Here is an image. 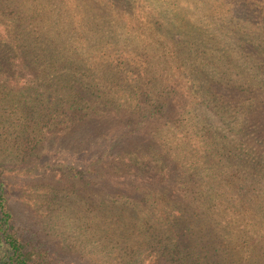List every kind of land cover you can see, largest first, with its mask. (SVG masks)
Here are the masks:
<instances>
[{
	"label": "trees",
	"instance_id": "trees-1",
	"mask_svg": "<svg viewBox=\"0 0 264 264\" xmlns=\"http://www.w3.org/2000/svg\"><path fill=\"white\" fill-rule=\"evenodd\" d=\"M262 57L264 0H0V264L44 257L5 164L51 161L97 205L95 264H264Z\"/></svg>",
	"mask_w": 264,
	"mask_h": 264
},
{
	"label": "rangeland",
	"instance_id": "rangeland-1",
	"mask_svg": "<svg viewBox=\"0 0 264 264\" xmlns=\"http://www.w3.org/2000/svg\"><path fill=\"white\" fill-rule=\"evenodd\" d=\"M163 14L168 16V12ZM182 25L177 21L167 26L180 38L178 31L189 30ZM249 47L251 56L256 57L258 53ZM43 152L48 154L46 159L56 153L53 146L45 147ZM5 166L13 223L24 240L44 252L42 264H95L117 258L99 253L104 245L103 221L96 203L89 202L87 187L76 183L69 170L60 176L65 167L52 161L41 171L19 164ZM89 235H95L92 243Z\"/></svg>",
	"mask_w": 264,
	"mask_h": 264
}]
</instances>
